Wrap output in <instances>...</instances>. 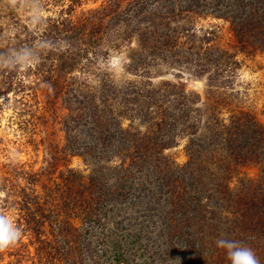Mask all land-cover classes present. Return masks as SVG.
Returning <instances> with one entry per match:
<instances>
[{"label": "trees", "instance_id": "obj_1", "mask_svg": "<svg viewBox=\"0 0 264 264\" xmlns=\"http://www.w3.org/2000/svg\"><path fill=\"white\" fill-rule=\"evenodd\" d=\"M65 1L24 0L22 4L51 12L50 6L57 7ZM68 1L67 8L51 16H35L31 25H21L14 7L7 8L11 20L15 19L16 30L6 48L17 51L21 58L28 57L21 59L28 66L25 71L21 70L19 57L6 60L0 65V81L2 92L17 86L24 93L23 102L21 99L16 102L20 106L28 105L30 95L37 99L39 92L45 93L47 89L43 85L59 92L70 89L69 74L76 64L94 60L95 51L107 42L109 30L123 24L124 17L130 18L128 24L135 22L140 46L165 49L178 46L182 36L190 34L197 17L206 11L219 13L218 18L230 24L235 53L222 52L220 58L225 59L215 68L217 75L237 67L235 58L239 53L264 54V0H107L100 7L82 11L79 16L76 12L82 0ZM166 4L173 8L168 9ZM28 78L32 81L28 82ZM220 79L208 77L209 89L204 101L201 96L187 92L183 84H168L154 91L162 100L151 107L154 117L147 121L146 134H165L167 140L146 138L143 155L152 156L154 169L166 175L163 180L167 182L164 185L173 214L184 219H172L175 229L180 226L190 229L191 224L198 226L196 241H184L186 247L199 249L202 264H231L226 251L217 248L218 238L243 242L255 251L260 264H264V127L250 112L232 108L228 101L231 97L219 92L228 79L224 78L218 86ZM48 98L49 103L56 99L54 93ZM20 111L25 112L22 108ZM22 124L34 127V121L29 119ZM177 124L182 134L204 136L199 142L190 140L185 147L187 162L184 164L162 157L165 150L172 148L170 141L175 137L171 134ZM152 150L156 152L151 153ZM128 157L133 160V156ZM130 169L126 159L114 167L112 174L117 185L109 182V174L106 176L99 170L91 169L88 175L71 170L69 177H61L63 191L51 182L56 191H62L58 200L53 198L58 192L40 182L43 173L30 175L26 186L18 179L12 185V180H6L10 192L3 201L2 213L16 212L15 223L22 237L29 234V244L35 247L39 264H79L83 260L79 243L86 244L87 250L90 243L75 239L77 229L73 219L81 216L90 225L100 223L107 204L127 198L126 185L120 182L133 178ZM248 169L257 170V174L250 176ZM93 229L94 226L91 232ZM27 248L20 238L15 245L0 251V264L5 255L15 257V264H23L25 258L34 261ZM116 259L120 262L121 258L116 256ZM97 264H102L101 258H97Z\"/></svg>", "mask_w": 264, "mask_h": 264}, {"label": "rangeland", "instance_id": "obj_2", "mask_svg": "<svg viewBox=\"0 0 264 264\" xmlns=\"http://www.w3.org/2000/svg\"><path fill=\"white\" fill-rule=\"evenodd\" d=\"M23 1L0 0V65L12 57H19L21 70L25 71L28 65L21 59L28 57L21 58L17 51L6 48L7 42L12 43L16 30L15 19L11 20L7 8L14 7L21 25H31L35 16H51L53 12L67 8L70 1L57 7L50 6L51 12L35 7L30 9L22 4ZM106 2L82 0L76 15ZM165 7L170 9L173 5L166 4ZM219 15L206 11L193 20L190 34L182 36L178 46L165 49L140 46L135 22L128 24L130 18L124 17L123 24L109 30L107 42L95 51L94 60L76 64L69 74L70 89L59 92L43 85L47 91L39 92L37 99L30 95L32 98L29 97L26 107L16 103L20 99L23 102L24 93L17 86L7 93L2 92L0 81V213L4 211L3 201L10 192L6 180H12V185L18 179L26 186L30 175L43 173L41 183L54 189L51 183L54 181L63 191L61 177H69V171L88 175L95 169L106 176L109 174V182L117 185L113 169L126 159L133 178L120 185H126L127 198L120 203L107 204L98 224L90 225L81 216L73 219L77 229L75 239L78 237L81 243L84 240L90 243L88 250L86 244L79 243L83 252L79 264H97V258H101L102 264H190L191 259V264H202L199 249L186 247L184 241H196L198 226L191 224L190 229L182 226L175 229L172 219L181 221L183 217L173 214L164 185L167 182L163 180L166 175L157 173L152 156L143 155V147L148 137L167 140L165 134H146L147 121L154 117L151 107L162 100L161 95L153 92L168 84H183L187 92L201 96L204 101L209 76L221 78L217 81L218 86L227 77L226 85L219 92L231 97L228 101L233 109L250 112L264 127V54L239 53L235 58L237 67L215 74V68L225 59L220 58L222 52L235 53L230 24L218 18ZM201 70L205 72L202 74ZM30 81L32 78H28ZM53 93L56 99L49 103L48 96ZM20 108L25 112L21 113ZM28 119L34 121V127L23 126L22 122ZM174 131L171 135L175 138L170 141L172 148L165 150L162 157L168 156L184 164L187 162L185 147L190 140L199 142L204 136L182 134L178 124ZM128 155L133 156L132 161ZM247 172L252 177L257 174L255 169ZM62 191L55 190L58 193L53 198L58 200ZM15 213L7 212L14 223L18 217ZM21 238L28 245L30 258H34V261L25 258L23 264H39L35 247L29 244V234L22 237L21 233ZM16 249L19 250L20 245ZM116 256L121 258L120 262ZM15 262V257L5 255L1 264Z\"/></svg>", "mask_w": 264, "mask_h": 264}, {"label": "clouds", "instance_id": "obj_3", "mask_svg": "<svg viewBox=\"0 0 264 264\" xmlns=\"http://www.w3.org/2000/svg\"><path fill=\"white\" fill-rule=\"evenodd\" d=\"M21 238V230L6 214L0 213V251L15 245ZM217 248L224 249L231 264H260L255 251L243 242L228 238H218Z\"/></svg>", "mask_w": 264, "mask_h": 264}]
</instances>
